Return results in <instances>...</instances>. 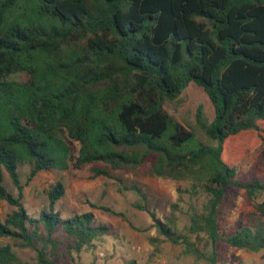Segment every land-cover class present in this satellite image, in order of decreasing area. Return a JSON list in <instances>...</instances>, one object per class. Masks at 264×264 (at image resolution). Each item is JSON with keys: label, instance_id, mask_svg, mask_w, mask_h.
Returning <instances> with one entry per match:
<instances>
[{"label": "trees", "instance_id": "16d2710c", "mask_svg": "<svg viewBox=\"0 0 264 264\" xmlns=\"http://www.w3.org/2000/svg\"><path fill=\"white\" fill-rule=\"evenodd\" d=\"M195 83L214 108L204 144L164 107ZM264 148V0H0V202L16 208L0 237L35 253L37 264L94 250L110 232L92 212L64 218L55 205L62 181L47 191L49 210L24 206L19 169L28 183L43 171L91 166L118 192H135L149 215L155 251L183 246L196 263L219 264V246L264 251V200L237 229L221 231L230 189L252 202L264 179H236L239 164ZM149 165L151 174L192 180L164 220L138 184L118 172ZM6 171L18 191L4 184ZM182 193L193 202L189 224L177 227ZM100 210L125 216L110 207ZM127 221V220H126ZM58 231L62 234L58 236ZM74 262V261H73ZM0 264H30L0 242ZM78 264V263H76ZM239 264H242L239 262Z\"/></svg>", "mask_w": 264, "mask_h": 264}, {"label": "rangeland", "instance_id": "374dc122", "mask_svg": "<svg viewBox=\"0 0 264 264\" xmlns=\"http://www.w3.org/2000/svg\"><path fill=\"white\" fill-rule=\"evenodd\" d=\"M165 109L182 125L195 133L206 145L216 146L217 142L209 139L202 129L203 124H211L214 119V108L204 91L195 83L175 100H166ZM24 188V206L29 214L38 216L43 210H49L47 191L57 181H62L66 187L64 197L57 202L55 210L64 218L75 214L92 212L97 224L106 225L110 232L96 242L94 250H88L73 258L66 256L58 264H206L196 263L191 256L183 254V246H174L165 242L160 252L155 251L151 239L157 236L156 229L139 232L138 229L149 228L152 221L148 214L137 210L134 205L140 201L133 191L118 192L115 180L106 177L92 178L91 166L81 169L72 168L67 172L57 170L43 171L28 183L29 168L24 165L19 169ZM126 186L138 183L148 195V204L155 210L158 217L165 219L171 215V205L178 202L179 189H190L192 180H174L157 177L151 174L149 165L142 166L129 172H118ZM255 178L264 179V148L259 147L247 156L238 167L236 179L248 182ZM4 184L16 197L18 191L14 187L8 173L4 171ZM221 208L219 226L221 231L231 234L237 229L239 222H248L249 214L255 212L256 205L264 200V195L252 202L244 190L230 189ZM183 201L177 212V227L184 230L188 224L186 215L194 202L188 194L182 193ZM201 207L202 200L194 202ZM100 206L110 207L124 214L122 217L113 216L99 209ZM16 210L6 202H0V219L5 220ZM127 220V221H126ZM58 231V236H61ZM4 245L11 244L14 251L30 264H37L35 253L30 249L16 247L14 241L0 237ZM219 264H264V251L249 253L232 248L226 244L219 246ZM74 261V262H73Z\"/></svg>", "mask_w": 264, "mask_h": 264}]
</instances>
